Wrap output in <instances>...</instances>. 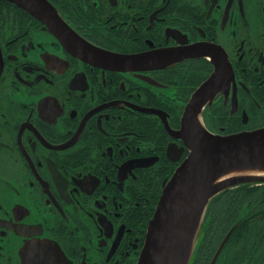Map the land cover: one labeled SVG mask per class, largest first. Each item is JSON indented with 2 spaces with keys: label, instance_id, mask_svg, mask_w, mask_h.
I'll return each mask as SVG.
<instances>
[{
  "label": "flooded vegetation",
  "instance_id": "flooded-vegetation-1",
  "mask_svg": "<svg viewBox=\"0 0 264 264\" xmlns=\"http://www.w3.org/2000/svg\"><path fill=\"white\" fill-rule=\"evenodd\" d=\"M43 1L0 0V264H137L185 110L220 136L264 127V0ZM248 188L233 219L238 188L210 204L191 264L254 214ZM252 246L238 264H264Z\"/></svg>",
  "mask_w": 264,
  "mask_h": 264
},
{
  "label": "water",
  "instance_id": "water-1",
  "mask_svg": "<svg viewBox=\"0 0 264 264\" xmlns=\"http://www.w3.org/2000/svg\"><path fill=\"white\" fill-rule=\"evenodd\" d=\"M27 4L34 15L46 14L43 0ZM190 114L187 108L181 130L189 153L162 188L137 264H191L211 199L241 184L264 182V127L220 136ZM243 171L256 174H232Z\"/></svg>",
  "mask_w": 264,
  "mask_h": 264
},
{
  "label": "trees",
  "instance_id": "trees-1",
  "mask_svg": "<svg viewBox=\"0 0 264 264\" xmlns=\"http://www.w3.org/2000/svg\"><path fill=\"white\" fill-rule=\"evenodd\" d=\"M258 185L262 186L263 189L254 203L257 204L261 200L260 206H258L257 209L254 210V214L250 216L252 210H250L248 205L245 204L237 214L235 218L236 220L234 221V223H232L231 228L226 233L227 239L224 243L225 246H223V251L225 253L227 252L230 255L233 254L235 258H231L225 263H221V261L218 260L217 264H238V261L243 259L241 257L244 252L247 249L253 247L252 245H264V182ZM250 186H253L254 189L257 188V185L251 184H241L234 188H238L239 191L231 195V200L227 203L222 211L223 215H225L229 219H233L244 199L253 196V193L249 191L250 188H248ZM224 192H222L220 195H222ZM220 195H218L216 198H218ZM257 196L258 195H256V197ZM216 198H214L213 201ZM252 221L257 222V224L252 227H248V223ZM244 222L246 223L245 225H243ZM225 230L226 227L224 231ZM202 240L203 234L201 241ZM212 246L215 247L216 242ZM235 260L237 262H235Z\"/></svg>",
  "mask_w": 264,
  "mask_h": 264
},
{
  "label": "bare ground",
  "instance_id": "bare-ground-1",
  "mask_svg": "<svg viewBox=\"0 0 264 264\" xmlns=\"http://www.w3.org/2000/svg\"><path fill=\"white\" fill-rule=\"evenodd\" d=\"M246 172L256 174V173H254L253 171H243V172H238L237 174H236V173H232V174H234V175H238V174H244V173H246Z\"/></svg>",
  "mask_w": 264,
  "mask_h": 264
}]
</instances>
